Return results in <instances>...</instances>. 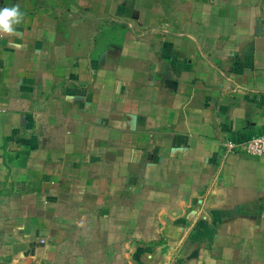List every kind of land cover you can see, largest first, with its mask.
Listing matches in <instances>:
<instances>
[{
  "label": "crops",
  "instance_id": "0c3cea01",
  "mask_svg": "<svg viewBox=\"0 0 264 264\" xmlns=\"http://www.w3.org/2000/svg\"><path fill=\"white\" fill-rule=\"evenodd\" d=\"M0 258L264 264V0H0Z\"/></svg>",
  "mask_w": 264,
  "mask_h": 264
},
{
  "label": "built area",
  "instance_id": "2783aa9c",
  "mask_svg": "<svg viewBox=\"0 0 264 264\" xmlns=\"http://www.w3.org/2000/svg\"><path fill=\"white\" fill-rule=\"evenodd\" d=\"M222 150L225 153L242 152L249 155L264 156V131L240 141L228 140L222 145Z\"/></svg>",
  "mask_w": 264,
  "mask_h": 264
},
{
  "label": "clouds",
  "instance_id": "9594fccd",
  "mask_svg": "<svg viewBox=\"0 0 264 264\" xmlns=\"http://www.w3.org/2000/svg\"><path fill=\"white\" fill-rule=\"evenodd\" d=\"M23 19V12L18 5L0 8V32L13 33L15 26Z\"/></svg>",
  "mask_w": 264,
  "mask_h": 264
},
{
  "label": "rangeland",
  "instance_id": "374dc122",
  "mask_svg": "<svg viewBox=\"0 0 264 264\" xmlns=\"http://www.w3.org/2000/svg\"><path fill=\"white\" fill-rule=\"evenodd\" d=\"M0 264H23V263H17V262H14L12 260V258L10 257H1L0 258ZM27 264H39V262H35V263H27ZM41 264H58V263H41Z\"/></svg>",
  "mask_w": 264,
  "mask_h": 264
}]
</instances>
